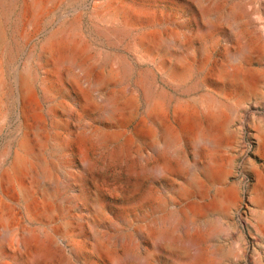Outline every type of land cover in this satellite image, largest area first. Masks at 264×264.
Listing matches in <instances>:
<instances>
[{
    "label": "rangeland",
    "instance_id": "rangeland-1",
    "mask_svg": "<svg viewBox=\"0 0 264 264\" xmlns=\"http://www.w3.org/2000/svg\"><path fill=\"white\" fill-rule=\"evenodd\" d=\"M0 264H264V0H0Z\"/></svg>",
    "mask_w": 264,
    "mask_h": 264
},
{
    "label": "bare ground",
    "instance_id": "bare-ground-1",
    "mask_svg": "<svg viewBox=\"0 0 264 264\" xmlns=\"http://www.w3.org/2000/svg\"><path fill=\"white\" fill-rule=\"evenodd\" d=\"M38 1H39V0H38ZM38 9L40 10V8H38ZM36 10H37V8H36ZM37 11H38V10H37ZM102 139H103V138H102ZM102 139H100V140H102ZM211 229H212L213 231L216 230L215 227H211ZM31 234H32V233H31ZM34 235H36V234H34ZM31 237H32V236H31ZM36 237H37V236H36ZM46 237H47V236H46ZM46 237H45V238H46ZM47 238H48V237H47ZM32 239H34V237H33ZM54 239H55V237H54V238L51 237V241H52L51 243H53V244L56 245V242H55ZM48 242H49V241H48ZM51 243H50V244H51ZM48 244H49V243H48ZM196 244H197L196 242H191L190 245H196ZM50 247H51V246H50ZM48 249H49V248H48ZM51 252H53V251H51ZM43 257H44V256H43Z\"/></svg>",
    "mask_w": 264,
    "mask_h": 264
},
{
    "label": "water",
    "instance_id": "water-1",
    "mask_svg": "<svg viewBox=\"0 0 264 264\" xmlns=\"http://www.w3.org/2000/svg\"><path fill=\"white\" fill-rule=\"evenodd\" d=\"M254 99H255V98H251L250 100H251L252 102H255ZM248 102H249V101H246L245 104H247ZM249 118L252 119V120H256V121L262 122V119H261V118H259V117H255L253 114H252V115H249Z\"/></svg>",
    "mask_w": 264,
    "mask_h": 264
}]
</instances>
